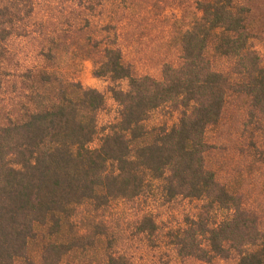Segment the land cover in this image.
<instances>
[{"label":"trees","instance_id":"1","mask_svg":"<svg viewBox=\"0 0 264 264\" xmlns=\"http://www.w3.org/2000/svg\"><path fill=\"white\" fill-rule=\"evenodd\" d=\"M196 9L179 36L180 65H164L158 80L134 76L113 40L105 46L95 75L108 80L116 115L101 124L100 93L46 69L3 68L7 41L27 34L33 6L0 0V264H133L119 242L124 230L110 223L118 205L139 207L128 229L146 249L203 264H264L258 216L205 167L206 134L229 95L248 100L250 120L264 117L250 11L236 0ZM209 55L230 62L229 73L213 70ZM39 56L49 61V49ZM155 115L170 124L149 126ZM177 202L194 210L163 232L155 211Z\"/></svg>","mask_w":264,"mask_h":264},{"label":"rangeland","instance_id":"2","mask_svg":"<svg viewBox=\"0 0 264 264\" xmlns=\"http://www.w3.org/2000/svg\"><path fill=\"white\" fill-rule=\"evenodd\" d=\"M206 0H83L81 4L63 0H31L33 12L27 21V34L7 41V62L2 66L12 72L46 69L66 83L103 95L106 109L101 124L112 122L116 106L108 93V80L95 75L102 62V51L113 40L122 62L136 77L158 80L164 65H180L179 36L198 20L196 4ZM249 8L247 31L264 70V0H236ZM50 52L44 61L40 52ZM213 70L228 74L231 63L212 57ZM119 88L125 89V83ZM5 103L0 101V111ZM248 100L229 95L220 122L210 128L206 142L212 150L205 167L217 181L246 201L264 227V117L250 120ZM1 121V118H0ZM166 122L153 116L149 126ZM194 203L177 202L155 211L160 229H176L184 215L194 210ZM133 211V212H132ZM139 207L118 205L110 223L118 232L124 252L133 264H203L181 260L169 251H151L128 229ZM211 264H236L235 260H215Z\"/></svg>","mask_w":264,"mask_h":264}]
</instances>
